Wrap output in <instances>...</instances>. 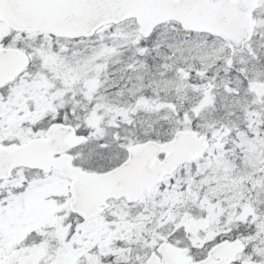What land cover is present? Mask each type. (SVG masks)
I'll return each mask as SVG.
<instances>
[{
	"label": "snow or ice",
	"instance_id": "1",
	"mask_svg": "<svg viewBox=\"0 0 264 264\" xmlns=\"http://www.w3.org/2000/svg\"><path fill=\"white\" fill-rule=\"evenodd\" d=\"M0 264H264V0H0Z\"/></svg>",
	"mask_w": 264,
	"mask_h": 264
}]
</instances>
